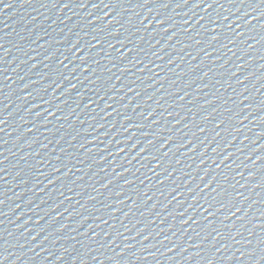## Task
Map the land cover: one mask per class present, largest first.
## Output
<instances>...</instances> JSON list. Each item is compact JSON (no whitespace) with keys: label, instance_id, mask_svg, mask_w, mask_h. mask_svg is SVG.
<instances>
[{"label":"water","instance_id":"95a60500","mask_svg":"<svg viewBox=\"0 0 264 264\" xmlns=\"http://www.w3.org/2000/svg\"><path fill=\"white\" fill-rule=\"evenodd\" d=\"M0 264H264V3L2 0Z\"/></svg>","mask_w":264,"mask_h":264},{"label":"snow or ice","instance_id":"6c2138e0","mask_svg":"<svg viewBox=\"0 0 264 264\" xmlns=\"http://www.w3.org/2000/svg\"><path fill=\"white\" fill-rule=\"evenodd\" d=\"M0 2H2V0H0ZM261 3H264V0H261ZM197 6H199V5H197ZM209 7H211V5H209Z\"/></svg>","mask_w":264,"mask_h":264}]
</instances>
